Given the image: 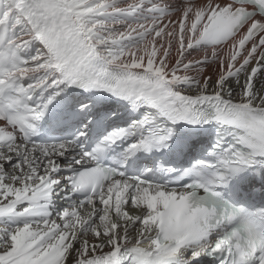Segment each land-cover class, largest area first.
<instances>
[{"label":"snow or ice","instance_id":"1","mask_svg":"<svg viewBox=\"0 0 264 264\" xmlns=\"http://www.w3.org/2000/svg\"><path fill=\"white\" fill-rule=\"evenodd\" d=\"M0 264H264V0H0Z\"/></svg>","mask_w":264,"mask_h":264}]
</instances>
